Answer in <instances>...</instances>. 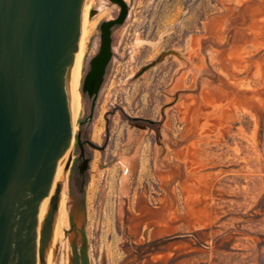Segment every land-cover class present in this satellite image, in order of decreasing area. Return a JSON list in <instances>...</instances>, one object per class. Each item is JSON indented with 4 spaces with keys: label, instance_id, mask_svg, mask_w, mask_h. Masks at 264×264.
Returning a JSON list of instances; mask_svg holds the SVG:
<instances>
[{
    "label": "rangeland",
    "instance_id": "1",
    "mask_svg": "<svg viewBox=\"0 0 264 264\" xmlns=\"http://www.w3.org/2000/svg\"><path fill=\"white\" fill-rule=\"evenodd\" d=\"M123 1L85 122L83 79L119 7L84 0L93 26L52 264H83V246L86 264H264V0Z\"/></svg>",
    "mask_w": 264,
    "mask_h": 264
},
{
    "label": "water",
    "instance_id": "2",
    "mask_svg": "<svg viewBox=\"0 0 264 264\" xmlns=\"http://www.w3.org/2000/svg\"><path fill=\"white\" fill-rule=\"evenodd\" d=\"M108 1L119 13L99 27V50L82 83L91 98L85 122L111 60V30L128 13L123 0ZM83 6L84 0H0V264L45 261L60 202L56 172L72 139L66 85ZM77 143L82 175L88 159L79 135Z\"/></svg>",
    "mask_w": 264,
    "mask_h": 264
},
{
    "label": "bare ground",
    "instance_id": "3",
    "mask_svg": "<svg viewBox=\"0 0 264 264\" xmlns=\"http://www.w3.org/2000/svg\"><path fill=\"white\" fill-rule=\"evenodd\" d=\"M88 11L89 8L83 6V13H82V21H81V29H80V36L74 56V60L72 63V67L67 79V93L69 98V105H70V112L72 117V139L75 130L74 121L78 112L80 110V101L78 98V90L80 87L81 79H82V67H83V60L86 54L87 49V41L90 36V27L93 26V23L90 22L88 18ZM71 139V142H72ZM71 145V143H70ZM70 145L64 156L62 157L60 164L58 166L56 172V182H66L68 178V169L71 165L72 161V154L70 150ZM70 150V151H69ZM64 192L62 191L61 199L58 206V211L55 217L54 225H53V232L51 235V241L48 246V250L46 253L44 264H52V255L54 251V246L57 242L64 237V230L68 226V211L64 201Z\"/></svg>",
    "mask_w": 264,
    "mask_h": 264
},
{
    "label": "trees",
    "instance_id": "4",
    "mask_svg": "<svg viewBox=\"0 0 264 264\" xmlns=\"http://www.w3.org/2000/svg\"><path fill=\"white\" fill-rule=\"evenodd\" d=\"M83 245H84V241H83ZM81 254H80V258L82 259L83 261V264H86V257H85V250H84V246L82 247V250H81ZM75 261V264H78V261H77V257L76 259H74Z\"/></svg>",
    "mask_w": 264,
    "mask_h": 264
}]
</instances>
